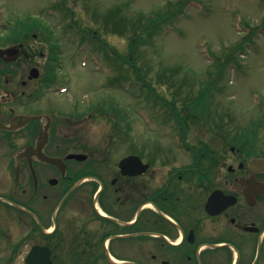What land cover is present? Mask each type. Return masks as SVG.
<instances>
[{"label": "flooded vegetation", "instance_id": "obj_1", "mask_svg": "<svg viewBox=\"0 0 264 264\" xmlns=\"http://www.w3.org/2000/svg\"><path fill=\"white\" fill-rule=\"evenodd\" d=\"M38 29L0 24V264H258L256 126L174 121V138L147 140L108 112L102 143L103 109L62 90L75 60Z\"/></svg>", "mask_w": 264, "mask_h": 264}, {"label": "rangeland", "instance_id": "obj_2", "mask_svg": "<svg viewBox=\"0 0 264 264\" xmlns=\"http://www.w3.org/2000/svg\"><path fill=\"white\" fill-rule=\"evenodd\" d=\"M64 1L66 6L62 8ZM168 1L0 0V24L9 26L28 16L43 19L54 28L65 50V63L75 60L66 79L67 89L86 101L83 109L92 99L103 109L92 130L93 137L102 143L111 137L109 119L114 121V117L117 122L130 123V138H174V106L163 104L162 99H176L179 110H188V103L201 92L202 84L212 80L210 105L200 106L203 116L196 122L227 121L244 129L253 128L264 115V0L193 2L187 17L174 26L159 25L150 42H141L132 53L130 37L134 33L125 19L134 20L139 14L168 7ZM70 11L79 25L99 29L106 24L108 31L100 32L112 53L110 59L106 51H93L94 41L81 42V33L67 28L69 18L65 15ZM115 25L124 28V34L115 32ZM242 44L244 48H240ZM121 57H132L134 67ZM218 71L220 75H216ZM145 84L149 88L141 89ZM86 93L89 95L83 97ZM110 104L117 113L108 119L102 114L108 112L103 107ZM261 124L257 139L264 143V120ZM220 259L219 264H224ZM258 264H264V250Z\"/></svg>", "mask_w": 264, "mask_h": 264}, {"label": "trees", "instance_id": "obj_3", "mask_svg": "<svg viewBox=\"0 0 264 264\" xmlns=\"http://www.w3.org/2000/svg\"><path fill=\"white\" fill-rule=\"evenodd\" d=\"M201 0H170L167 2V4H170L168 7L162 8V9H156L151 11L150 13H142L139 14L134 20H131L129 18L125 19L129 22L128 26H131V29L133 31V36H131V42L130 47L132 48V53L135 50L137 46L141 42H150L148 41L151 39L150 37H153V33L157 31L159 25L162 24H168V26H174L179 21H181L183 18H185L188 15V9L189 6L193 2H200ZM63 6H66V2L62 3ZM69 9V8H68ZM120 11V10H118ZM67 16L69 18V23L67 28H73L78 33H81L82 35V42H86L88 39L90 41H94L95 44V50H98L100 53L102 51H106V57L110 59L112 53L109 52L108 47L104 43V39L102 38L100 30H103L105 33L108 31V29L105 28L106 24L104 26L99 27V29H94L89 26H82L79 25L78 21L75 19V15L73 11H70L67 13ZM30 19V18H28ZM27 19V20H28ZM14 25H26L31 26L34 28L40 27V26H47L41 19H34L33 22L24 21L22 19L16 21ZM115 32H118L120 34H124L125 29L120 27L118 28L115 25L114 28ZM254 28L252 29V35H253ZM247 38H251V36H248ZM240 48H244V44L241 45ZM246 50V47L245 49ZM123 61L127 60L131 63V66L134 67V63L132 61V57H121ZM234 59V60H233ZM235 61V58H230V61ZM220 65V64H219ZM223 64L219 67L222 68ZM221 71V70H220ZM220 71L217 72L216 75H220ZM124 80H127L128 78H122ZM164 81V80H162ZM148 84L142 85L141 89H144V87H148ZM214 88V80L210 81V83H203L201 86V92L199 95H196L192 98V102L188 103V110L182 109L179 110L177 107V100L174 101H164L163 104L165 105H173L174 106V118L179 121H188L194 117H197L203 114V112L200 109V106L204 104L205 108L207 107V96L209 92ZM151 90H153L151 88ZM149 91V90H148ZM164 99V98H163ZM203 106V105H202ZM114 112L117 113V108H114ZM203 116V115H202Z\"/></svg>", "mask_w": 264, "mask_h": 264}, {"label": "water", "instance_id": "obj_4", "mask_svg": "<svg viewBox=\"0 0 264 264\" xmlns=\"http://www.w3.org/2000/svg\"><path fill=\"white\" fill-rule=\"evenodd\" d=\"M2 52V51H1ZM74 156V155H73ZM130 160V158H127L126 160H124L123 162H122V164L124 163V162H127V161H129ZM145 169V168H144ZM38 248H36V250H37ZM31 255H32V253H31ZM27 261L29 262L30 261V259L28 258L27 259Z\"/></svg>", "mask_w": 264, "mask_h": 264}]
</instances>
